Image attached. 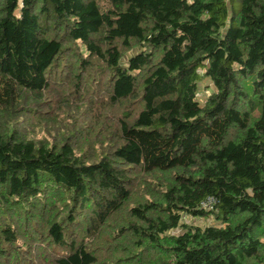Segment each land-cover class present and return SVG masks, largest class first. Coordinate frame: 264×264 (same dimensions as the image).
Segmentation results:
<instances>
[{
  "label": "trees",
  "instance_id": "1",
  "mask_svg": "<svg viewBox=\"0 0 264 264\" xmlns=\"http://www.w3.org/2000/svg\"><path fill=\"white\" fill-rule=\"evenodd\" d=\"M81 73L113 116L91 153L30 138ZM44 244L50 264H264V0H0V264Z\"/></svg>",
  "mask_w": 264,
  "mask_h": 264
},
{
  "label": "rangeland",
  "instance_id": "2",
  "mask_svg": "<svg viewBox=\"0 0 264 264\" xmlns=\"http://www.w3.org/2000/svg\"><path fill=\"white\" fill-rule=\"evenodd\" d=\"M78 50L80 54L86 56L83 47H80ZM136 50L137 47L129 51H125L126 56ZM66 56V63H71L76 60V55L72 52H68ZM93 66L97 69L96 65ZM96 73H100V71H97ZM96 73H94L93 77L97 76ZM81 74L85 75L83 80L78 83V86H80L79 89L82 92L81 95L76 93L73 94V90L69 88V85L66 84V82H63L62 84H55L52 87L55 91H49L48 94L49 96H52L57 93L59 98L54 100L51 99L48 101V109L43 108V111L36 112L30 116V119L24 121V125L26 127L25 129L27 130V134L30 138H33L34 140L43 138L57 139L66 135L68 131H70L73 138L77 139L76 141L78 146H80V149L85 150L88 154L91 153L89 149H92V146L95 145L94 143L92 144V140L94 138L93 134L96 132V129L99 130L103 127V118L106 117L109 118V120H112L113 116L111 114H107L110 109L104 104L106 102L104 94L107 92L104 90L107 88L105 82L104 85H95L96 80L88 78L86 76L87 74ZM197 87L196 100L202 104L213 91V85L207 77H202V79L197 83ZM67 101L70 104H61V102L63 103ZM84 102H88L90 105H86ZM53 104L54 106L52 107ZM80 106H82V108H79ZM112 108L116 109L115 106ZM102 114L104 116H101ZM96 136H101V133ZM182 221L189 225H220L219 222L212 216L192 217L186 215L182 217ZM181 231V227H177L171 230L170 233L178 234ZM36 249L37 257L35 256V258L37 259L32 264H50L51 250L48 249L45 244L42 245L41 248L38 247ZM5 263L14 264V261H5Z\"/></svg>",
  "mask_w": 264,
  "mask_h": 264
},
{
  "label": "built area",
  "instance_id": "3",
  "mask_svg": "<svg viewBox=\"0 0 264 264\" xmlns=\"http://www.w3.org/2000/svg\"><path fill=\"white\" fill-rule=\"evenodd\" d=\"M208 201H210V200H208ZM201 204L203 205V207L211 208L210 204L207 202H202Z\"/></svg>",
  "mask_w": 264,
  "mask_h": 264
}]
</instances>
